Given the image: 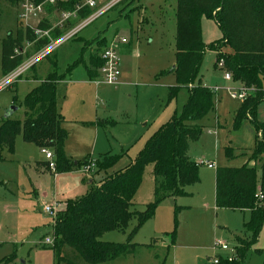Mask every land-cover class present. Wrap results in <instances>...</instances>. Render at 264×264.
<instances>
[{"label": "rangeland", "instance_id": "obj_1", "mask_svg": "<svg viewBox=\"0 0 264 264\" xmlns=\"http://www.w3.org/2000/svg\"><path fill=\"white\" fill-rule=\"evenodd\" d=\"M94 1L97 6L92 13L103 9L112 0ZM176 7V0H125L111 8L80 31L75 39L58 47L49 58L37 65L35 71L26 72L16 83L18 85L0 90V125L4 122H1L4 113L12 106L18 109L15 117L22 119L24 111L18 106L23 105L31 87L36 85L34 81H45L50 73L56 71L65 76L58 84L57 108L65 113L66 121L62 128L68 139L65 150L68 159L83 164L98 161L100 155L106 153L120 157L122 147L132 157L141 153L138 148L144 141L135 144L139 138L136 140L134 137V144L131 143L135 125L128 127L125 122L138 121L139 129L144 128L145 131L140 136L143 140L146 133L153 134L157 130L160 117H165L168 123L176 114L182 113L188 100L186 89L179 91L176 100L169 102L167 99L169 88L177 86L175 74L170 73L176 64ZM19 10L18 6L0 0V83L16 70L4 73L2 77L3 41L7 36L15 37L18 32L25 31ZM80 23L72 21L69 30ZM114 37L127 41V45L121 47L127 49L120 56L118 91L115 86L97 87L91 84L86 70L94 64L92 60L96 59L99 48L103 46L102 39ZM202 37L207 50L200 79L204 87L217 89L218 92L214 94L217 95L214 112L197 123L203 128V133L198 142L191 143L189 157L194 163L214 160L217 168L239 169L245 165V156L235 154L237 157L229 159L227 151L234 149L236 152L243 150L246 154L251 153L255 148L256 129L249 120L244 121L239 129L234 128L233 118L241 102L231 97V93L236 92L235 83L226 81L224 71L215 68L217 53L211 45L223 38L215 21L202 20ZM33 51L36 50L31 48L30 53ZM11 60L8 56L6 62L9 61L7 66L10 68ZM79 60L82 64L69 73ZM91 103L98 105L101 117L122 122L116 127L105 125L100 128L96 149H93V144L97 136L87 120ZM257 113L259 121L264 123V102L259 105ZM214 117L221 122L218 129L215 128ZM144 123H147L146 127H143ZM157 132L147 139L145 146ZM47 150L52 152L49 148ZM2 157L0 264H88L68 247H64L59 254L54 247H45L42 243L52 236L50 224H55V220L44 214L43 207L71 201L53 202L54 174L51 176L47 171L48 161L43 149L26 143L20 135L16 138L14 151L3 150ZM257 165L260 168L261 165ZM97 170L93 183L88 187L93 188L109 176L105 171ZM199 177L200 183L187 187L185 196L166 200L157 208L155 218L133 237L132 243L137 245L133 254L104 264H214L215 260L233 257L231 250L237 247L236 238H249L244 226L249 222L250 215L228 209L217 210L215 170L200 166ZM135 198L133 212H144L145 206L154 202L152 165L146 166ZM64 208L65 205H62L60 209ZM136 226L134 218L125 232H109L101 241L126 244ZM176 226L175 244L170 246V235ZM218 241L229 243L232 249H218ZM257 245L249 253L245 264H263L264 226ZM236 258L234 256V262H238Z\"/></svg>", "mask_w": 264, "mask_h": 264}, {"label": "trees", "instance_id": "obj_2", "mask_svg": "<svg viewBox=\"0 0 264 264\" xmlns=\"http://www.w3.org/2000/svg\"><path fill=\"white\" fill-rule=\"evenodd\" d=\"M81 1L70 0L61 4L59 9L73 11ZM92 14V10L86 8L80 18L86 19ZM204 18L215 21L223 34L220 41L211 45L217 53L215 68L223 61V70L233 76L234 82L255 92L243 102L233 124L235 129L246 120L254 125L257 136L252 157L239 169L217 168L215 193L218 209L251 212L250 220L244 226L249 238H236L238 262L221 260L219 264H245L249 253L258 244L264 226V123L259 121L257 113L259 105L264 102V0H177L176 64L170 71L176 76L177 86L169 89L168 100H176L179 91L186 89L188 100L183 111L159 129L125 171L108 178L87 196L66 203L53 225L54 249L59 254L68 247L88 264H104L133 254L137 247L132 243L133 237L155 217L157 208L167 199L185 196L187 187L200 182V166L192 162L189 150L191 143L200 140L203 128L197 123L214 111L215 99L212 90L204 87L200 79L207 50L202 37ZM48 27V22L42 25V28ZM60 35L59 31L54 33L55 37ZM13 37L7 36L3 41L5 74L17 69L24 60L14 56V50L22 46L26 38L33 40L30 30L18 32ZM102 40L105 45L106 39ZM8 56L12 59L11 68L7 66ZM92 63L97 70L103 65L99 55ZM81 64L82 60H79L69 73ZM86 69L90 78L95 79L97 72ZM64 79L65 76L56 71L50 73L26 97L22 105L25 119L6 120L1 124L0 161H3V150L13 152L16 138L22 135L26 143L53 150L56 158L53 173L56 175L73 173L90 164V161L83 164L73 162L65 154L67 134L62 128L64 119L57 108V84ZM232 154V150L227 151L228 158H233ZM119 160L117 156H105L95 161L96 169L106 171ZM251 161L260 164V168L250 166ZM148 165L153 166L154 202L147 205L144 212H133L134 198ZM259 171L261 177L258 179ZM134 218L137 226L126 244L101 241L109 232H125ZM176 230L177 226L170 235V246L175 244Z\"/></svg>", "mask_w": 264, "mask_h": 264}, {"label": "built area", "instance_id": "obj_3", "mask_svg": "<svg viewBox=\"0 0 264 264\" xmlns=\"http://www.w3.org/2000/svg\"><path fill=\"white\" fill-rule=\"evenodd\" d=\"M10 2L13 6L19 7V17L21 23L24 25V29L30 30L32 32L33 41H27L24 47H17L14 51V56H23L27 57V60L8 75L3 81L0 83V90H3L6 87H11V85L15 84L19 81V79L28 71L33 69L37 64L41 61L50 57L54 51L67 43L70 40L75 39L80 31L85 29L89 24L93 21L104 15L111 8L119 5L121 2L125 0H112L109 5L104 7L103 9L94 12L86 19L80 18V13L84 11L86 8L93 10L96 8L97 4L94 0H82L75 6L73 11H64L60 10L59 6L63 3H68L70 0H43L38 2V0H3ZM55 11V12H54ZM50 12H54L56 15V22L49 23L47 20L49 19ZM77 20L81 21V23L73 29L71 27L72 21ZM45 22L49 23L48 28H42V25ZM57 31L61 32L59 37H55L54 33ZM126 39L117 40L116 38L111 42L110 45H107L103 48L100 59L103 61V65L99 68V75L95 79L94 83L96 85H110V86H118L119 79L121 77L120 71V51L122 46H126ZM40 48L37 50V48ZM31 48L35 49V53L31 56L30 54ZM218 67L223 70L224 62L220 61ZM224 71V70H223ZM225 80L233 81V76L225 72ZM234 93H231V97L234 100L245 101L250 96L254 95V91L251 89H247L244 86L241 88L235 89ZM214 94H217L218 90H212ZM43 153L45 155L46 160L48 161L49 169L53 173L56 170V158L55 155L48 151L46 148L43 149ZM198 166H206L209 169H214L215 164L209 161L202 160L197 163ZM96 169V164L94 161H91L89 165L83 168L84 172H92ZM262 198V197H260ZM62 205L60 203H53L51 205H46L43 207V212L47 216L51 217L52 220H56L57 215L61 211ZM45 247H54L55 245V236L54 233L51 237H47L43 242ZM216 247L222 251H229L231 248L230 244L224 241H218ZM236 258V249L231 250ZM234 256L229 258V262L234 261ZM219 260H215L214 264H219Z\"/></svg>", "mask_w": 264, "mask_h": 264}, {"label": "crops", "instance_id": "obj_4", "mask_svg": "<svg viewBox=\"0 0 264 264\" xmlns=\"http://www.w3.org/2000/svg\"><path fill=\"white\" fill-rule=\"evenodd\" d=\"M176 6H177V0H176ZM177 8V7H176ZM141 12L143 13V9L141 10ZM56 20H57V18H56V15H55V13L54 12H50V16H49V19L47 20L49 23H55L56 22ZM26 31V30H25ZM116 37H114V38H111V39H106V38H103V39H106V42H105V45H103V46H101V50H98L99 52H97L98 53V55H99V57H100V54H101V52H102V50H103V48L105 47V46H107V45H110L111 44V42L115 39ZM27 42V41H30L29 39H25L24 40V42ZM33 41V40H32ZM23 45H24V43H23ZM23 45H22V47H23ZM21 47V46H20ZM127 48H125V47H123V48H121V51H120V54L121 53H124L125 52V50H126ZM33 53H35V51H33L32 53H30V54H28V56H31ZM96 53V54H97ZM20 57H23V56H20ZM24 58V60H23V62H25L26 60H27V57H23ZM42 62V61H41ZM38 65V64H37ZM37 65L33 68V69H31L30 71H35L36 70V67H37ZM90 68L93 70V72H97V76H96V78L98 77V75H99V72H98V70H97V68H95L94 67V65L93 64H91L90 65ZM87 70V69H86ZM173 70V69H172ZM2 72H3V76L2 77H4V70H3V65H2ZM87 74H88V72H87ZM22 77H24V76H22ZM88 77H89V81H90V83L91 84H94V85H96L95 83H94V81H95V79H91L90 78V76H89V74H88ZM22 79V78H21ZM34 79H36L37 80V77H35ZM44 81V80H43ZM43 81H40V82H37V81H34V83L36 84V85H34V86H32L31 87V91H30V93L33 91V90H35V89H37L40 85H41V83L43 82ZM233 82H234V80H233ZM17 83V82H16ZM15 83V85H18V84H16ZM235 83V85H236V89L237 88H241L243 85L241 84V83H237V82H234ZM58 84H60V82L58 83ZM58 84H57V88H58ZM104 86V84H101V85H96L97 87H101V86ZM115 89L118 91L119 90V85L118 86H115ZM170 89V88H169ZM97 91H98V89H97ZM168 94H169V90H168ZM168 94H167V99H168ZM215 96H217V95H215ZM241 102V105L243 104V101H240ZM12 107H15V106H12ZM11 107V108H12ZM19 107V110H22L23 109V111H24V116L22 117V119H17L16 117H15V113L18 111H14V112H11V108L10 109H7L6 110V112L4 113V115H3V117H2V120H1V122L2 121H6V120H20V121H23L24 119H25V109L22 107V105L21 106H18ZM17 108V107H16ZM58 111H59V113L62 115V117H63V119H64V121H63V124H62V126L64 125V123H65V113H61V109H59V107H58ZM214 112V111H213ZM212 112V113H213ZM89 118L87 119L89 122H91V125H92V127H93V129H94V131H95V133H96V136H97V138H96V140H95V142H94V144H93V149H96V147H97V144H98V139H99V137H100V128L101 127H104L105 125L107 126V125H109V126H112V127H116V126H118V125H121L122 124V122H120V121H118V120H113V119H111L110 117H101L102 115H101V113H100V111H99V107H98V105H96V104H93V103H91V106H90V110H89ZM211 114V113H210ZM103 116H106V115H103ZM209 116V115H208ZM164 117V116H163ZM214 119H215V123H216V129H218L219 127H221V122L216 118V117H214ZM234 119V118H233ZM126 121V120H125ZM203 121V120H202ZM234 121V120H233ZM166 122H167V119H165V117H164V119H162L161 117L159 118V123H160V125L158 126V128H157V130L155 131V132H157L163 125H165L166 124ZM125 124L128 126V127H131L132 125H135V128H134V134H133V132H132V141H130L131 143H133L134 144V137H135V139L137 140L138 138H139V141H135V144H139V143H141L142 141H144L141 145H140V147L138 148V151L139 152H141L143 149H144V147H145V143L147 142V139L148 138H150V136H152L153 134L151 133V134H149V133H146V137H145V139H143V140H140V136L145 132L144 131V128L143 129H139V122L138 121H136L135 123H131V122H128V121H126L125 122ZM1 126V125H0ZM147 126V123H144V126L143 127H146ZM67 141H68V139H67ZM66 141V142H67ZM67 143H65V146H66V148H65V150L67 149V145H66ZM190 149H191V146H190ZM6 150V149H5ZM52 151V153L54 154V152H53V150H51ZM237 151H239V152H236V151H234V149L232 150V152H233V158H231V159H234L235 157H237L235 154H237V155H243V156H245V164L247 163V162H249V160L251 159V157H252V153H253V150L251 151V153H249V154H246V152H243V150H237ZM240 153H242V154H240ZM121 156H120V160L118 161V164H116L115 166H113L112 168H110V169H108V170H106L105 172L107 173V175L109 174V176L105 179V180H107L108 178H110V177H113V176H115L116 174H118V173H120V172H123V171H125L129 166H131L132 164H133V162L135 161V159L137 158V156L139 155L138 153V155H136L135 157H132V156H130L129 155V153H127V152H125V150L123 149V147H122V149H121ZM101 157H100V159L99 160H102L105 156H112V155H110V154H103V155H100ZM191 159V158H190ZM230 159V158H229ZM70 160V159H69ZM207 161H209V160H207ZM95 162V161H94ZM209 162H212V163H214L215 164V168L214 169H210V170H215V172H216V170H217V167H218V165H217V163L214 161V160H210ZM197 163V162H196ZM250 166H255V165H257V163L256 162H254V161H251L250 163ZM258 166V165H257ZM47 168H48V164H47ZM260 170V169H259ZM47 171H48V173H50V175L52 176V172L51 171H49L48 169H47ZM95 171H98L97 169H95L94 171H92V172H89V174L87 173V172H84L83 171V169H81V170H79V171H76V172H73V173H68V174H61V175H56V174H54V184H55V187H54V195H53V202L55 201V202H58V201H60V200H66V201H68V200H73V201H76V200H79V199H81V198H83V197H85V196H87L92 190H94V189H96V188H98V187H100L101 185H102V183L105 181L104 179V181H99V183L98 184H95V186L92 188V187H88L89 185H91L92 183H93V179H94V175H95ZM152 174H153V166H152ZM258 174H259V176L261 177V172L259 171L258 172ZM200 183V182H199ZM198 183V184H199ZM153 184H154V176H153ZM197 185V184H196ZM92 188V189H91ZM154 189H155V184H154ZM35 191H38V190H36L35 189ZM82 196V197H81ZM136 197V196H135ZM135 199L136 198H134V205H135ZM170 199H173V198H170ZM176 199H178V198H176ZM176 199H174V200H176ZM167 200H169V199H167ZM216 203V202H215ZM61 205H66V203H60ZM148 205V204H147ZM146 207V206H145ZM216 209L217 210H220V209H218L217 207H216ZM239 212H242V213H244L245 215H247V214H249L250 215V217H251V212L250 211H239ZM155 218V217H154ZM153 218V219H154ZM50 226L52 227V229H53V226L50 224ZM53 234V233H52ZM258 247V245L256 246V248ZM258 249V248H257Z\"/></svg>", "mask_w": 264, "mask_h": 264}, {"label": "water", "instance_id": "obj_5", "mask_svg": "<svg viewBox=\"0 0 264 264\" xmlns=\"http://www.w3.org/2000/svg\"><path fill=\"white\" fill-rule=\"evenodd\" d=\"M175 69V67L173 68V70ZM18 109L16 107H12L11 108V112L17 111Z\"/></svg>", "mask_w": 264, "mask_h": 264}]
</instances>
